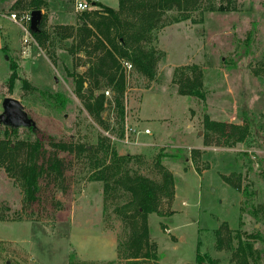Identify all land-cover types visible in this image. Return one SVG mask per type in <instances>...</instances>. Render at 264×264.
<instances>
[{
  "label": "rangeland",
  "instance_id": "374dc122",
  "mask_svg": "<svg viewBox=\"0 0 264 264\" xmlns=\"http://www.w3.org/2000/svg\"><path fill=\"white\" fill-rule=\"evenodd\" d=\"M15 1L0 0V113L4 96L18 99L35 131L16 126L17 133L5 137L0 122V138L14 143L41 137L42 150L56 152L63 167L56 178H40L30 204L20 182L0 166V264H128L132 225L115 207L129 194L116 185L104 192L103 181L93 178L101 143L129 154L130 172L158 182L161 168L174 175V195L162 197L159 212L147 215L145 247L151 255L137 264H196L198 255L203 264H234L230 250L215 243L222 223L244 239L263 236L253 241L257 256L251 264H264V172L258 164L264 159V0H201L190 18L178 21L171 20L175 11L167 12L153 32L152 45L160 51L153 78L134 67L124 70L122 124L150 130L139 134L137 143L118 140L120 115L111 88L95 90H104L101 118L108 128L74 91L73 75L86 69L88 58L74 51L71 36L61 39L54 28L76 26L84 12L76 10V0H46L45 48L33 37L22 42L24 30L8 14L29 9L14 8ZM85 1L91 4L88 10L100 9L94 0ZM99 1L117 8L118 0ZM9 58L20 76L12 91ZM186 65L188 74L191 66L202 71L203 99L179 93L174 78L182 77ZM22 78L41 91L24 89ZM46 92L64 93L66 105L60 108ZM206 117L245 125L246 137L230 144L228 127L223 133L210 128ZM51 141L84 144L91 151L56 149ZM176 148L183 158L163 155Z\"/></svg>",
  "mask_w": 264,
  "mask_h": 264
},
{
  "label": "trees",
  "instance_id": "16d2710c",
  "mask_svg": "<svg viewBox=\"0 0 264 264\" xmlns=\"http://www.w3.org/2000/svg\"><path fill=\"white\" fill-rule=\"evenodd\" d=\"M201 0H118L117 8H113L100 1H95L99 10H83L78 18L76 26L57 25L55 33L59 38L72 37L71 47L74 51H83L88 58L87 67L81 73L73 75L74 91L83 99L86 110L93 118L108 128L107 123L101 118L105 95L104 90L95 93L96 89L111 88L115 105L120 115V131L123 122V106L120 100L126 87V76L122 60H127L132 67L144 76L153 78L155 74L156 61L160 51L152 45L153 32L164 24V18L168 11L172 14L174 21L190 18V11L197 9ZM46 0H16L13 7L21 9L28 7L40 9L45 6ZM18 14V13H17ZM45 13L37 31H31V36L43 48L49 39L43 28ZM118 52V55L116 53ZM189 66H183L182 77L174 78L178 84L180 94L194 95L204 98L202 90V71L191 66L192 74L186 73ZM10 73L7 78L8 91H12L15 80L19 79L16 62L9 58ZM184 68V71H183ZM22 87L27 90H39V88L26 78L21 80ZM85 83L88 84L85 87ZM60 108L66 105L67 97L61 92H46ZM207 126L220 130L222 133L228 127L226 142L232 144L243 141L246 137L247 127L239 124H225L221 121L208 120ZM4 135L16 134L17 127L3 125ZM35 131V127H28ZM231 139V140H228ZM42 139L37 137L33 141L18 140L12 143L10 139L0 138V166H3L8 174L19 181L25 193L27 203H34L39 191V180L42 176L56 178L62 174V158L56 152L46 154L42 150ZM56 149L78 151H91L84 144L73 145L66 142H53ZM101 146V147H100ZM102 151L100 161L94 164L93 178L103 181L104 192H109L113 185L118 186L129 194V199L115 207L118 213L128 219L131 223V236L128 241V252L126 260L128 264H137L141 259L151 255V251L145 247L148 244L149 225L147 215L159 212V201L162 197L170 198L174 195V175L167 169L161 168L162 179L155 181L141 173L130 172L127 162L129 154H119L109 145L101 143L96 152ZM163 155L172 158H183L182 150L176 148L171 153L164 152ZM264 172V159H259ZM237 188L238 184L235 185ZM246 195L245 187L242 189ZM127 221V220H126ZM215 243L218 248L223 246L230 250L234 264H251V260L257 256L253 246L254 240H262L259 233L248 234V238L241 237L238 231L234 234L227 224L222 223L214 232ZM235 240V244H234ZM196 264H203V257L198 255ZM72 258V255L70 256ZM8 262H5L7 264ZM68 264H71V260ZM192 264V263H188Z\"/></svg>",
  "mask_w": 264,
  "mask_h": 264
},
{
  "label": "built area",
  "instance_id": "2783aa9c",
  "mask_svg": "<svg viewBox=\"0 0 264 264\" xmlns=\"http://www.w3.org/2000/svg\"><path fill=\"white\" fill-rule=\"evenodd\" d=\"M75 8L76 10H80V11L88 10V9H91V4H89L85 0H76ZM8 17L24 30V33L21 37L23 43H27L29 40L33 39L30 34V30H29L30 29L29 28V24H30V12L29 11L23 12L20 15H18L16 12H11L10 14H8ZM122 65L124 69L126 70H130L132 68L131 63L127 60H122ZM148 133H150V130L147 127L139 128V127L125 123V124H122L121 133L118 134V140H121L122 142H125V143H130V142L137 143L139 134H148ZM109 137L111 138L112 136L109 135Z\"/></svg>",
  "mask_w": 264,
  "mask_h": 264
},
{
  "label": "water",
  "instance_id": "95a60500",
  "mask_svg": "<svg viewBox=\"0 0 264 264\" xmlns=\"http://www.w3.org/2000/svg\"><path fill=\"white\" fill-rule=\"evenodd\" d=\"M41 19L42 10L33 9L30 11L29 28L31 31L38 30ZM1 105L2 112L0 113V122L4 125L35 127V121L28 116L22 103L18 99L12 96H4Z\"/></svg>",
  "mask_w": 264,
  "mask_h": 264
},
{
  "label": "crops",
  "instance_id": "0c3cea01",
  "mask_svg": "<svg viewBox=\"0 0 264 264\" xmlns=\"http://www.w3.org/2000/svg\"><path fill=\"white\" fill-rule=\"evenodd\" d=\"M94 1H99V0H94ZM2 36H1V34H0V46L2 45Z\"/></svg>",
  "mask_w": 264,
  "mask_h": 264
}]
</instances>
